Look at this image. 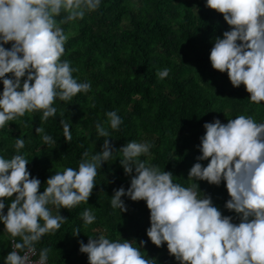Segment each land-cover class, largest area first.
<instances>
[{
    "label": "clouds",
    "instance_id": "1",
    "mask_svg": "<svg viewBox=\"0 0 264 264\" xmlns=\"http://www.w3.org/2000/svg\"><path fill=\"white\" fill-rule=\"evenodd\" d=\"M101 4L102 0H0V129L33 112H42L43 124L57 116V101L70 102L91 90L92 82L75 76L79 69L62 59L75 34L62 25L74 26ZM205 6L223 14L229 25L214 38L212 67L226 72L234 87L243 84L252 103H264V0H206ZM170 72L165 67L156 75L164 80ZM63 116L60 113L63 137L72 142L71 123ZM105 117L95 124L97 135L104 138L99 151L86 150L77 167L51 174L44 191L21 151L29 142L24 133L16 138L13 155L0 154V222L11 237L4 264H48L52 249L37 244L65 223L61 209L89 202L99 184V170L105 162L117 160L130 186L113 190L110 207L122 214L129 210L124 198L145 201L150 211L147 237L157 247L166 243L177 264H264V121L241 114L227 123L219 117L205 122L196 145L200 154L186 179L194 183L185 185L174 180L173 172L149 162L150 141L131 139L117 148L110 138L123 118L119 110H109ZM35 131L39 135L44 129ZM42 139L48 147L57 143L50 134ZM199 181L224 184L229 198L223 209L233 214L226 215ZM81 219L92 225L97 217L85 209ZM80 232L77 227L72 233L78 237ZM88 236L87 243L78 241L88 264H160L145 253L148 240L113 239L105 231Z\"/></svg>",
    "mask_w": 264,
    "mask_h": 264
},
{
    "label": "trees",
    "instance_id": "2",
    "mask_svg": "<svg viewBox=\"0 0 264 264\" xmlns=\"http://www.w3.org/2000/svg\"><path fill=\"white\" fill-rule=\"evenodd\" d=\"M205 5L206 0H102L98 11L74 26L62 25L75 33L66 43L62 59L70 60L79 69L74 75L90 80L92 88L70 102L57 101V116L43 124L42 112H33L0 129V154L13 155L15 140L24 133L29 142L21 151L44 191L51 174L77 167L86 150L99 151L104 138L97 135L95 124L106 119L107 111L119 110L123 124L110 138L117 148L131 139L150 141V163L173 172L179 183H194L186 179L200 154L196 145L205 132V122L219 117L227 123L230 117L241 114L264 121V103H252L243 84L234 87L226 72L212 67L209 56L214 38L222 36L229 25L223 14ZM165 67L171 69L170 75L160 80L156 72ZM60 113L71 123L72 142L63 137ZM40 126L44 131L38 135L35 129ZM44 134L52 135L57 143L49 147L43 144ZM96 179L99 184L89 202L61 209L65 223L37 244L38 248L52 249L49 264H88L78 241L87 243L88 235L97 231H105L113 239L148 240L145 253L158 258L160 264H177L166 243L157 247L147 237L150 211L145 201L124 198L129 210L122 214L110 207L113 190L130 186L119 160L105 162ZM198 183L226 215L233 214L223 209L229 198L224 184ZM85 209L96 215L94 224H84L81 213ZM77 227L81 230L78 237L72 233ZM4 228L0 222V264L10 251L11 237Z\"/></svg>",
    "mask_w": 264,
    "mask_h": 264
},
{
    "label": "built area",
    "instance_id": "3",
    "mask_svg": "<svg viewBox=\"0 0 264 264\" xmlns=\"http://www.w3.org/2000/svg\"><path fill=\"white\" fill-rule=\"evenodd\" d=\"M48 264H49V262H48Z\"/></svg>",
    "mask_w": 264,
    "mask_h": 264
}]
</instances>
